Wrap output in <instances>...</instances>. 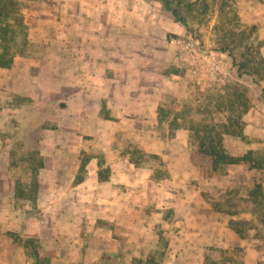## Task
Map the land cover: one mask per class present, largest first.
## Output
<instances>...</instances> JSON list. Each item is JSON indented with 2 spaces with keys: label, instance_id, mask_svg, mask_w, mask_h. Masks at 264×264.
Segmentation results:
<instances>
[{
  "label": "crops",
  "instance_id": "0c3cea01",
  "mask_svg": "<svg viewBox=\"0 0 264 264\" xmlns=\"http://www.w3.org/2000/svg\"><path fill=\"white\" fill-rule=\"evenodd\" d=\"M136 1L70 0L64 5L65 20L55 24L56 47L14 57L27 96L44 116L45 131L35 141L46 181L38 187L67 229L57 237L64 239L62 244L126 250L127 244H140L139 220L146 204L164 210L171 206L170 196L177 195L179 216L173 220L175 232L166 228V239L187 238L194 249L204 237L224 248L241 246L253 255V262H244L259 264L247 232L234 224L245 214L222 212L217 203L236 191L225 193L218 170L203 180L200 161L190 158L189 131L178 127L171 132L173 116L161 111L165 94L182 78L166 35H185V27L152 0ZM38 26L29 28L31 42L41 40ZM131 143L147 156H158L167 173L174 174L152 178L151 169L133 159ZM4 171L1 184L11 188L7 167ZM230 177L225 175L227 181ZM168 211H161L162 221L168 220L163 217ZM207 228L211 232L203 234Z\"/></svg>",
  "mask_w": 264,
  "mask_h": 264
},
{
  "label": "rangeland",
  "instance_id": "374dc122",
  "mask_svg": "<svg viewBox=\"0 0 264 264\" xmlns=\"http://www.w3.org/2000/svg\"><path fill=\"white\" fill-rule=\"evenodd\" d=\"M5 1L9 4V0ZM12 1L14 5H9L12 14L7 18H0V54L6 49L14 58L18 53H41L50 47H56L58 39L55 24L65 20L64 5L70 0ZM152 2L160 5L171 19L185 20L186 25H182L185 27L186 36L197 40L201 47L222 51L231 65L229 80L222 87L197 83L179 65L176 70L182 78L175 81V89L167 92L163 98L165 106L161 109L162 114L173 116L171 132L178 127L189 131L192 161L202 163L197 153V139L205 137L208 133L206 127L211 126L222 131V124L229 118L237 119L240 123L238 127H232V130H239L243 134V137L232 139L230 154L242 156L251 150L254 157L263 155L264 64H260L259 60L264 58V0H177L178 5L172 11L166 9L160 0ZM150 5L154 6L152 3ZM31 16L39 21L33 23ZM32 26H38L41 30L39 42L30 41L29 35L32 38V32L29 28ZM42 26L45 29L50 27L51 31L48 32ZM251 26L255 27L252 33ZM170 36L173 34H167L166 38ZM240 63L246 64L243 68L252 71L251 76H237V65ZM17 65L13 62L15 74L12 72L8 79L0 77V264H34L22 243L30 237L35 239L42 256L48 259L47 264L253 262L252 253L241 246L224 248L209 243L204 237L196 243L194 249L188 247V244L193 243L187 238L178 240L179 237L169 236L166 239L167 227L175 232L173 220L179 216L177 209L180 207L177 206L180 203L177 195L170 196L171 206L164 210L159 206L152 210L154 203L146 204L142 210L143 219L139 220L141 225L138 234H142V237L137 246L132 245L129 248L127 244L126 250L120 251L110 247L103 250L96 245L69 244L67 240L62 244L64 239L57 236L58 233L67 231L65 224L61 219H55L50 209V197L45 196L38 187L39 181H46L40 168L43 166V157L39 154V142L35 141V137L45 131L44 116L27 96L29 88L26 82L18 78L19 64ZM242 95L247 96V100H243ZM230 101L233 107L230 106ZM246 103L249 108L244 112ZM8 107L11 109L8 110ZM128 146L133 159L151 169L152 178L165 175L170 177L174 174L167 173L158 156H147L132 143ZM128 146L124 144V147ZM239 165L245 167L243 171L237 170L236 164L218 167L216 174L222 188L226 187L225 193H232L233 190L236 192L230 200L217 203H220L222 212L246 215L240 220H234V224L244 228L249 236V246L258 252L254 259L260 261L259 264H264L261 260L263 257L259 260V256H264V171L249 168L248 162ZM6 167L11 178V188L1 184L6 175ZM209 175L211 174H204L203 180ZM225 175L231 176L228 181ZM155 209L160 210L158 215L151 213ZM161 211H168L163 213V217L168 220H161ZM104 225L109 226L107 223ZM189 230L193 231V228ZM202 232H211V229H203ZM117 233L118 229L114 235ZM32 234L38 236L33 237ZM184 246L186 249L183 251Z\"/></svg>",
  "mask_w": 264,
  "mask_h": 264
},
{
  "label": "trees",
  "instance_id": "16d2710c",
  "mask_svg": "<svg viewBox=\"0 0 264 264\" xmlns=\"http://www.w3.org/2000/svg\"><path fill=\"white\" fill-rule=\"evenodd\" d=\"M166 9L171 10L178 5L177 0L173 1H165L160 0ZM9 5L13 6L14 1L9 0V4L6 3L5 0H0V18H7L12 13L10 10ZM181 23L186 25L185 20H178ZM254 26L250 27L251 33L254 30ZM14 36V35H13ZM26 43V40H23ZM219 52L223 53L222 51L218 50ZM225 55V53H223ZM226 56V55H225ZM227 58V56H226ZM14 58L10 55L9 51L6 49L0 54V77L8 79L13 72L15 74V69L13 66ZM260 64H264V58H260ZM243 63L237 65V76H243V74H247L249 76L252 75V71L246 68ZM231 68V65H230ZM243 68V69H241ZM238 90V89H237ZM243 100H247V96L242 95ZM230 106L233 107V103L230 101ZM249 108L248 103L245 104L243 111L245 112ZM239 122L237 119L229 118L225 124H222L223 130H217L215 127H206L207 134L205 137H199L198 140V148L197 153L201 158V165H200V174L201 177L204 174H213L219 166L225 164H240L242 162H248L249 168L251 169H258L264 171V154L260 157H254L251 150H248L242 156H233L230 154V146L231 141L234 137H243L241 131L232 130V127H238ZM226 136V138H225ZM257 187H260L259 185ZM253 194H256V191H253ZM25 249L29 252V255L33 259L34 264H47L48 259L40 253L38 244L36 243L34 238H27L22 241Z\"/></svg>",
  "mask_w": 264,
  "mask_h": 264
},
{
  "label": "built area",
  "instance_id": "2783aa9c",
  "mask_svg": "<svg viewBox=\"0 0 264 264\" xmlns=\"http://www.w3.org/2000/svg\"><path fill=\"white\" fill-rule=\"evenodd\" d=\"M176 55L177 63L184 67L199 84L222 87L230 77L226 56L210 47H201L191 36H170L167 40Z\"/></svg>",
  "mask_w": 264,
  "mask_h": 264
}]
</instances>
